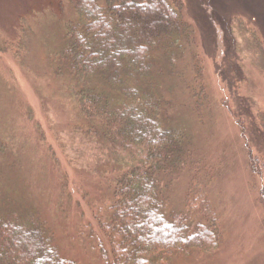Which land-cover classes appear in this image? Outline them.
Masks as SVG:
<instances>
[{
  "label": "rangeland",
  "instance_id": "374dc122",
  "mask_svg": "<svg viewBox=\"0 0 264 264\" xmlns=\"http://www.w3.org/2000/svg\"><path fill=\"white\" fill-rule=\"evenodd\" d=\"M180 1L181 48L170 49L172 63L153 52L144 86L189 139L216 244L168 264H264V0ZM78 22L68 0H0V218L34 215L63 258L110 264L99 222L120 169L87 134L72 94L116 92L63 66L66 28ZM191 176L163 190L169 217L185 212ZM186 218L193 231L195 212Z\"/></svg>",
  "mask_w": 264,
  "mask_h": 264
},
{
  "label": "trees",
  "instance_id": "16d2710c",
  "mask_svg": "<svg viewBox=\"0 0 264 264\" xmlns=\"http://www.w3.org/2000/svg\"><path fill=\"white\" fill-rule=\"evenodd\" d=\"M68 2L79 22L66 28L63 66L78 78H100L116 92L90 88L72 94L87 134L104 145L108 160L120 169L107 217L99 222L114 254L110 264H168L172 256L208 253L216 244L217 219L195 191L201 166L182 128L171 123L161 99L144 86L153 52H163L172 63L170 49L181 48L189 29L181 1ZM183 172L192 175L185 212L169 217L163 190ZM260 202L264 206V198ZM191 212L198 219L193 231L186 218ZM0 264L76 263L59 254L45 223L28 215L19 222L0 218Z\"/></svg>",
  "mask_w": 264,
  "mask_h": 264
}]
</instances>
